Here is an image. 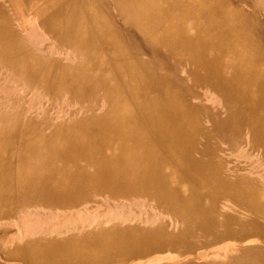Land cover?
<instances>
[{
	"label": "bare ground",
	"instance_id": "1",
	"mask_svg": "<svg viewBox=\"0 0 264 264\" xmlns=\"http://www.w3.org/2000/svg\"><path fill=\"white\" fill-rule=\"evenodd\" d=\"M4 2L0 71L75 107L0 116V217L38 233L3 264H264V0Z\"/></svg>",
	"mask_w": 264,
	"mask_h": 264
},
{
	"label": "rangeland",
	"instance_id": "2",
	"mask_svg": "<svg viewBox=\"0 0 264 264\" xmlns=\"http://www.w3.org/2000/svg\"><path fill=\"white\" fill-rule=\"evenodd\" d=\"M2 4L0 3V7L4 6L5 2ZM8 28L10 31L12 29L11 31L12 33L13 32L16 33L18 31L16 35L21 34L25 37L27 41L25 42L24 45L30 51L39 50L43 46H48L47 43H49L52 46L51 42H49L48 40L44 42L43 46L39 42L36 43L29 42L30 40L25 35L26 33L24 32L26 28L22 29L20 27H17L18 28L17 30L15 29L14 23H10ZM51 48H52L51 51H49L47 54L46 53L44 54L46 55L45 58H47V60L52 56H57V54H59V52H56V48L54 46H52ZM68 61L69 59L66 56L62 57V62L65 63ZM29 82H33V81L29 80ZM37 96H38L37 85H33V86L28 85L26 81L24 84H22L20 83L18 78L17 79L15 77L11 78L8 76L6 72L0 71V116L3 115L4 118L12 117L13 119L23 124L24 123L27 124L30 121L38 122L45 118L48 119L51 117H55L56 115L59 117V119L62 118L65 119L67 117V114L64 113L61 114V112L68 110L71 111L75 107L74 105H68L66 103H59V102H57L54 106L50 103L45 104L43 100L39 99ZM61 108H63L62 111ZM18 147L19 144H16V151L13 153V159L15 160L18 159V155H17V153L19 152ZM262 173L264 174V172ZM13 208H14L13 215L18 217L19 219L22 213L32 209L31 207H27V208L17 207V204ZM6 216L7 215H5L4 217H0V230L2 231V233H0V244L4 243L7 246V249L11 250V252L12 250H14L13 246L16 245L18 242L19 243L17 245H20L23 241L28 240L29 238H33L35 234H38L32 230H28L27 229L28 226H25L26 228L24 227L20 228L19 219H6ZM37 216H41V214L39 213ZM26 218L32 219L31 216H27ZM224 247H225V243L222 245H218V247L216 248L219 249ZM0 264H3V258L1 256H0Z\"/></svg>",
	"mask_w": 264,
	"mask_h": 264
}]
</instances>
